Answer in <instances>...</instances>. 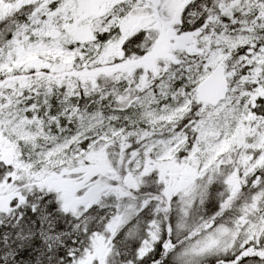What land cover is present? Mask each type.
I'll use <instances>...</instances> for the list:
<instances>
[{
    "label": "snow or ice",
    "instance_id": "6c2138e0",
    "mask_svg": "<svg viewBox=\"0 0 264 264\" xmlns=\"http://www.w3.org/2000/svg\"><path fill=\"white\" fill-rule=\"evenodd\" d=\"M0 264H264V0H0Z\"/></svg>",
    "mask_w": 264,
    "mask_h": 264
}]
</instances>
